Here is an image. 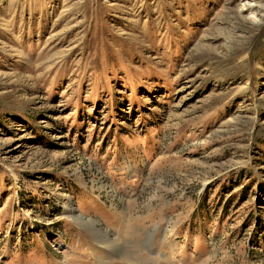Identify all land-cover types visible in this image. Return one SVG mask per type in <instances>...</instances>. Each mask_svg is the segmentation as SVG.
Here are the masks:
<instances>
[{"label": "rangeland", "instance_id": "374dc122", "mask_svg": "<svg viewBox=\"0 0 264 264\" xmlns=\"http://www.w3.org/2000/svg\"><path fill=\"white\" fill-rule=\"evenodd\" d=\"M243 2L0 0V264H264Z\"/></svg>", "mask_w": 264, "mask_h": 264}, {"label": "bare ground", "instance_id": "6f19581e", "mask_svg": "<svg viewBox=\"0 0 264 264\" xmlns=\"http://www.w3.org/2000/svg\"><path fill=\"white\" fill-rule=\"evenodd\" d=\"M240 8L242 10H246L250 14V16L252 18L254 17V14H253L254 11H253V6H252V3H251V0H244V2L242 3V6ZM250 16H248V17H250Z\"/></svg>", "mask_w": 264, "mask_h": 264}]
</instances>
